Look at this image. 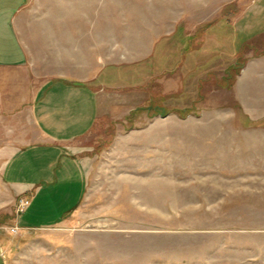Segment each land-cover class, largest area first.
<instances>
[{
  "label": "rangeland",
  "instance_id": "374dc122",
  "mask_svg": "<svg viewBox=\"0 0 264 264\" xmlns=\"http://www.w3.org/2000/svg\"><path fill=\"white\" fill-rule=\"evenodd\" d=\"M221 4L0 0V264H264V8ZM87 98L85 197L23 228L5 163Z\"/></svg>",
  "mask_w": 264,
  "mask_h": 264
},
{
  "label": "crops",
  "instance_id": "0c3cea01",
  "mask_svg": "<svg viewBox=\"0 0 264 264\" xmlns=\"http://www.w3.org/2000/svg\"><path fill=\"white\" fill-rule=\"evenodd\" d=\"M217 1L222 3L219 5L222 7L223 2L232 0ZM241 2L247 7L250 0H241ZM258 5L264 8V0H258ZM1 39L7 40L8 37ZM18 42L17 40L14 45L4 43V48L0 49V63L12 61L9 56L17 57L18 54L22 55L18 61H25L26 52L21 46L19 48ZM90 102L89 98L80 102L70 101L69 104L74 103L75 113L69 119L61 120L53 115L44 119L41 115L40 121L38 118L39 126L37 125L41 136L40 142L18 149L6 161L3 178L16 183L13 185L20 198L31 196L30 205L19 217L18 222L23 228H43L63 224L72 219L73 212L84 199L90 162L89 159L77 154L74 144L78 137L85 135L94 124L90 114ZM81 103L86 107L76 111ZM63 125L66 128H61ZM25 173H33V180L23 184V181H18L17 176Z\"/></svg>",
  "mask_w": 264,
  "mask_h": 264
},
{
  "label": "built area",
  "instance_id": "2783aa9c",
  "mask_svg": "<svg viewBox=\"0 0 264 264\" xmlns=\"http://www.w3.org/2000/svg\"><path fill=\"white\" fill-rule=\"evenodd\" d=\"M28 205H29V201L28 200L22 199L20 201V206H21L22 210H24Z\"/></svg>",
  "mask_w": 264,
  "mask_h": 264
}]
</instances>
